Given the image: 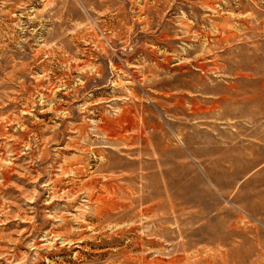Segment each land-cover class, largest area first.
I'll list each match as a JSON object with an SVG mask.
<instances>
[{
	"label": "rangeland",
	"instance_id": "obj_1",
	"mask_svg": "<svg viewBox=\"0 0 264 264\" xmlns=\"http://www.w3.org/2000/svg\"><path fill=\"white\" fill-rule=\"evenodd\" d=\"M0 264H264V0H0Z\"/></svg>",
	"mask_w": 264,
	"mask_h": 264
}]
</instances>
